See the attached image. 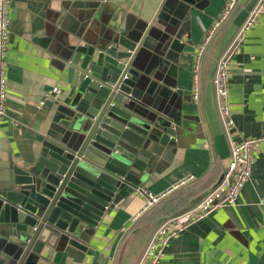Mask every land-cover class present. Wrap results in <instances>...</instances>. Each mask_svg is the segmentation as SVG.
Masks as SVG:
<instances>
[{"label":"crops","instance_id":"1","mask_svg":"<svg viewBox=\"0 0 264 264\" xmlns=\"http://www.w3.org/2000/svg\"><path fill=\"white\" fill-rule=\"evenodd\" d=\"M228 1L11 0L0 181L12 164L35 162L44 140L56 135L58 108L68 93L62 61L71 48L106 43L115 34L141 44L130 69L139 81L137 95L176 138L139 189L160 195L192 178L132 222L144 204L135 191L110 211L88 244L46 245L26 264H138L160 226L195 209L219 184L230 160V143L264 136V11L230 63L228 101L234 126L229 138L213 87L220 56L257 0H240L212 35L200 63L199 99H192L197 48ZM53 88L60 94L45 99ZM254 158L236 204L179 233L159 264H264V143Z\"/></svg>","mask_w":264,"mask_h":264},{"label":"water","instance_id":"2","mask_svg":"<svg viewBox=\"0 0 264 264\" xmlns=\"http://www.w3.org/2000/svg\"><path fill=\"white\" fill-rule=\"evenodd\" d=\"M141 44L115 34L71 48L59 128L35 162L0 181V264L46 245L88 244L105 217L150 176L175 132L145 110L130 69ZM171 141V142H170Z\"/></svg>","mask_w":264,"mask_h":264},{"label":"built area","instance_id":"3","mask_svg":"<svg viewBox=\"0 0 264 264\" xmlns=\"http://www.w3.org/2000/svg\"><path fill=\"white\" fill-rule=\"evenodd\" d=\"M240 0H229L220 14L219 18L214 22L211 30L206 35L205 40L201 43L196 52L195 61L192 70V99H199L198 79L200 71V63L205 53L212 35L219 27L228 19L236 5ZM11 0H0V120L6 115L7 106V49L9 44V13ZM264 11V0H257L252 11L246 18L244 24L237 32L233 40L220 56L213 79V87L215 92L216 106L219 118L222 122L224 132L229 138L234 123L231 116L230 104L228 101V73L230 63L235 54L240 49L247 34L252 27L258 22L259 17ZM60 91L53 88L46 98H56ZM43 104V102L41 103ZM264 143V136L259 138L245 139L238 143H230V160L222 175L219 184L210 190L200 201L195 209L174 216L160 226L148 242L138 264H159L165 256L167 247L171 240L179 233L186 230L189 226L199 222L210 216L215 211L232 207L236 204L239 195L248 182L251 171L255 162L254 153ZM192 178H186L171 186L160 195H152L144 190L137 189L136 193L140 196L144 204L141 210L133 217L132 222H136L141 216L148 212L151 208L159 204L163 199L172 195L174 192L187 186Z\"/></svg>","mask_w":264,"mask_h":264}]
</instances>
